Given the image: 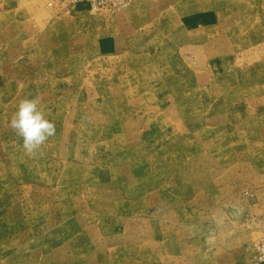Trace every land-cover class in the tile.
<instances>
[{"label":"rangeland","instance_id":"obj_1","mask_svg":"<svg viewBox=\"0 0 264 264\" xmlns=\"http://www.w3.org/2000/svg\"><path fill=\"white\" fill-rule=\"evenodd\" d=\"M48 1L0 0V264H264V0Z\"/></svg>","mask_w":264,"mask_h":264},{"label":"clouds","instance_id":"obj_2","mask_svg":"<svg viewBox=\"0 0 264 264\" xmlns=\"http://www.w3.org/2000/svg\"><path fill=\"white\" fill-rule=\"evenodd\" d=\"M9 127L22 140L25 154L31 157L42 156L43 146L56 135L55 122L43 110L39 96L19 101Z\"/></svg>","mask_w":264,"mask_h":264},{"label":"built area","instance_id":"obj_3","mask_svg":"<svg viewBox=\"0 0 264 264\" xmlns=\"http://www.w3.org/2000/svg\"><path fill=\"white\" fill-rule=\"evenodd\" d=\"M134 0H49L48 6L55 5L60 11L72 12L78 5H85L88 11L118 10ZM257 259L264 262V232L256 246Z\"/></svg>","mask_w":264,"mask_h":264},{"label":"crops","instance_id":"obj_4","mask_svg":"<svg viewBox=\"0 0 264 264\" xmlns=\"http://www.w3.org/2000/svg\"><path fill=\"white\" fill-rule=\"evenodd\" d=\"M84 10H87V8H86L85 5H78V6L73 10V12L76 13V12H80V11H84Z\"/></svg>","mask_w":264,"mask_h":264}]
</instances>
